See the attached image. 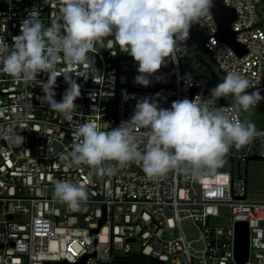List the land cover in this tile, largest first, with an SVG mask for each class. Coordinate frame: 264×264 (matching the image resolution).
<instances>
[{
	"label": "built area",
	"instance_id": "obj_1",
	"mask_svg": "<svg viewBox=\"0 0 264 264\" xmlns=\"http://www.w3.org/2000/svg\"><path fill=\"white\" fill-rule=\"evenodd\" d=\"M220 2L233 11L229 28L245 52L238 54L217 38L212 14L193 24L194 31L223 79L229 71H237L250 81L247 92L259 89L264 96V35L256 7L252 0ZM59 4L60 0H0V37L11 46L12 38L20 34L21 21L31 11L38 12L48 26ZM109 39L95 45L87 64L57 62L61 76L54 87L56 101L67 89L69 76L81 89L71 120L41 102L46 74L38 73L36 80L25 84L0 73V107L8 109L0 116V130L12 126L24 137L20 146L0 139V264H111L115 256L132 252L163 264H264V202L247 199L245 181L248 159H264V136L242 148L232 147L223 158L230 162L229 170L201 179L190 175L179 179L177 171L150 178L134 162H105L104 167L112 172L87 165L65 170L59 157L77 142L74 133L80 124L94 121L102 130L115 128L131 118L142 97L159 93L157 102L163 108L196 95L210 106L232 107L226 97L209 96L215 86L208 79L188 69L192 86L182 79L185 75L178 65L186 53L184 41L178 43L176 61L166 59L149 78V86L143 87L135 83L138 65L117 45L109 48ZM158 77L163 79L158 82ZM126 94L136 99L125 101ZM257 107L264 113V100ZM57 181L86 188L88 200L81 204L83 209L69 211L54 198ZM219 216L226 219L224 226L212 223ZM185 219L199 229L203 244L199 251L191 249V241L179 230L178 223ZM236 222H244L247 228V255L241 263L234 258ZM131 243L137 244L136 250Z\"/></svg>",
	"mask_w": 264,
	"mask_h": 264
},
{
	"label": "clouds",
	"instance_id": "obj_2",
	"mask_svg": "<svg viewBox=\"0 0 264 264\" xmlns=\"http://www.w3.org/2000/svg\"><path fill=\"white\" fill-rule=\"evenodd\" d=\"M211 8L212 0H60L55 18L48 26L38 12L31 11L21 21L20 34L12 38L11 46L0 37V73L25 84L36 80L38 73L46 74V82L41 83L44 93L41 102L71 120L76 109L74 101L80 97L81 89L69 76L65 78L67 89L61 100L56 101L54 87L61 76L56 70L58 61L87 64L88 53L110 37L109 48L117 45L138 65L135 83L148 87L149 78L166 59L176 61L178 43L188 39L193 24L211 16ZM162 79L157 78L158 82ZM182 79L192 86L189 74ZM249 88L246 77L229 71L210 90L209 96H232V107L210 106L201 95H196L163 108L157 102L159 93L152 98L142 97L136 101L131 118L115 128L102 130L94 121L80 124L74 133L77 142L59 158L65 170L87 165L101 172H112V168L104 167L105 162L115 161L118 165L134 162L150 178L177 171L201 179L223 164L232 147L242 148L257 136H264L255 124L237 115L264 100L259 89L249 93L246 91ZM128 99L136 97L124 95V100ZM7 111V107H0V116ZM0 139L18 146L24 142V137L12 126L0 130ZM53 196L67 205L69 211H79L88 200L86 188L71 181L55 182Z\"/></svg>",
	"mask_w": 264,
	"mask_h": 264
},
{
	"label": "rangeland",
	"instance_id": "obj_3",
	"mask_svg": "<svg viewBox=\"0 0 264 264\" xmlns=\"http://www.w3.org/2000/svg\"><path fill=\"white\" fill-rule=\"evenodd\" d=\"M256 11L258 13V19L261 21L259 28L264 35V0H252ZM185 42L186 53L183 60L179 62L180 74L186 75V70H190L193 75L204 77L208 79L214 86L223 81L221 74L218 72L214 64L212 63L209 54L202 48L201 42L197 34L194 31L193 26L190 27L188 39ZM100 50L99 47H96ZM199 60L208 64V68L204 69L200 66ZM226 100L228 104L233 106L234 100L232 96H227ZM238 116L242 120L249 121L255 124L257 130L264 129V113L259 107L254 106L248 112L241 111ZM230 162L223 159V164L211 173H225L229 170ZM211 173L207 174L210 175ZM206 175V176H207ZM188 175L178 172L179 179H186ZM245 181H246V197L249 201L264 202V160H248L245 165ZM84 206L81 205L80 209ZM217 226H224L226 219L223 216H219L216 220L212 221ZM181 234L187 241L190 242L192 250H201L203 248L202 241L200 239L198 227L190 220L185 219L178 223ZM175 233V231H174ZM132 250L137 249L136 243H131Z\"/></svg>",
	"mask_w": 264,
	"mask_h": 264
},
{
	"label": "water",
	"instance_id": "obj_4",
	"mask_svg": "<svg viewBox=\"0 0 264 264\" xmlns=\"http://www.w3.org/2000/svg\"><path fill=\"white\" fill-rule=\"evenodd\" d=\"M217 25V38L230 46L238 54H242L244 51L243 46L234 42V33L230 30L229 24L234 19L233 11L229 8H225L220 0H212V8L210 9ZM200 66L204 69L208 68V64L202 60H199ZM189 72V71H188ZM221 105L224 101L221 100ZM248 160H264L255 156L250 157ZM103 223L101 219L98 223L99 228ZM93 232H96L93 231ZM247 255V228L244 222H236L234 224V258L236 262H244Z\"/></svg>",
	"mask_w": 264,
	"mask_h": 264
},
{
	"label": "trees",
	"instance_id": "obj_5",
	"mask_svg": "<svg viewBox=\"0 0 264 264\" xmlns=\"http://www.w3.org/2000/svg\"><path fill=\"white\" fill-rule=\"evenodd\" d=\"M111 264H163L162 262L144 256L140 253H128L115 256Z\"/></svg>",
	"mask_w": 264,
	"mask_h": 264
}]
</instances>
